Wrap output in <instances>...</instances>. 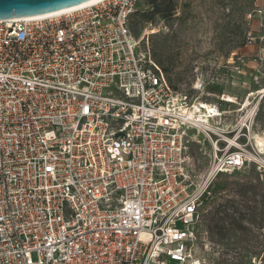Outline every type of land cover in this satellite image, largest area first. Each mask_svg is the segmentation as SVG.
Masks as SVG:
<instances>
[{
    "label": "built area",
    "instance_id": "1",
    "mask_svg": "<svg viewBox=\"0 0 264 264\" xmlns=\"http://www.w3.org/2000/svg\"><path fill=\"white\" fill-rule=\"evenodd\" d=\"M137 3L0 21V264H206L194 247L215 181L264 170L247 150L255 111L231 122L205 78L193 97L172 89L131 33ZM192 138L210 145L201 177Z\"/></svg>",
    "mask_w": 264,
    "mask_h": 264
},
{
    "label": "rangeland",
    "instance_id": "2",
    "mask_svg": "<svg viewBox=\"0 0 264 264\" xmlns=\"http://www.w3.org/2000/svg\"><path fill=\"white\" fill-rule=\"evenodd\" d=\"M177 5L178 20L131 27L132 34L147 40L151 54L155 45H163L156 53L171 61L168 76L180 92L193 97L194 80L205 78L210 84L203 100L214 103L220 95L230 99L231 104L221 105L235 111L231 122L255 111L247 150L257 153L264 169V152L253 139L264 137V0H177ZM143 9L138 1L136 10ZM247 37L252 44L245 46ZM238 57L243 60L240 67ZM198 140L189 143L187 163L201 177L209 164L210 145L197 144ZM213 193L201 207L195 257L206 264H264V170L251 164L222 175ZM237 206L243 215L240 229L229 227L222 218L224 208Z\"/></svg>",
    "mask_w": 264,
    "mask_h": 264
},
{
    "label": "trees",
    "instance_id": "3",
    "mask_svg": "<svg viewBox=\"0 0 264 264\" xmlns=\"http://www.w3.org/2000/svg\"><path fill=\"white\" fill-rule=\"evenodd\" d=\"M142 3L145 9L135 11L129 19V27L134 29L136 26L141 24H149L151 26H158L159 24L168 25L173 21L178 20L175 16L177 11V0H138ZM180 6V5H179ZM186 10V8H185ZM184 11V9H183ZM183 19V15L179 16V20ZM134 31V30H133ZM132 33V32H131ZM136 37V36H135ZM138 38V37H136ZM245 45V44H243ZM163 45H155L152 50V57L155 63L163 70L166 75V79L170 87L174 90H177L174 86L171 85L168 71L171 61H165L162 59L161 55L156 53L162 50ZM264 210V207L262 208ZM242 211L239 210L238 206L234 209L224 208L222 212V218L227 223L229 227L242 228ZM251 254H253L251 252Z\"/></svg>",
    "mask_w": 264,
    "mask_h": 264
},
{
    "label": "water",
    "instance_id": "4",
    "mask_svg": "<svg viewBox=\"0 0 264 264\" xmlns=\"http://www.w3.org/2000/svg\"><path fill=\"white\" fill-rule=\"evenodd\" d=\"M90 1L92 0H0V21L50 15Z\"/></svg>",
    "mask_w": 264,
    "mask_h": 264
},
{
    "label": "bare ground",
    "instance_id": "5",
    "mask_svg": "<svg viewBox=\"0 0 264 264\" xmlns=\"http://www.w3.org/2000/svg\"><path fill=\"white\" fill-rule=\"evenodd\" d=\"M100 1H102V0H92V1H90L88 3H85L83 5H80V6H77V7H74V8H70V9H67V10H64V11H60V12H57V13H54V14H50V15H45V16H40V17H33V19H42V18H47V17H51V16H57V15H60V14H63V13H67V12H70V11H73V10H76V9H79V8H83V7H86V6H89V5H93V4H95L97 2H100ZM224 100L227 103H231L232 102L230 99H227V100L224 99ZM253 139H254V142L259 146V150L264 152V137H262L260 135H254Z\"/></svg>",
    "mask_w": 264,
    "mask_h": 264
}]
</instances>
